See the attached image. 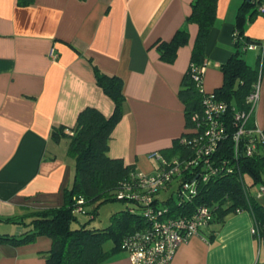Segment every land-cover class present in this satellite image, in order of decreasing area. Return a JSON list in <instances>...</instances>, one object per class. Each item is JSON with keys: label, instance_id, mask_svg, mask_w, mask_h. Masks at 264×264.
I'll return each instance as SVG.
<instances>
[{"label": "crops", "instance_id": "1", "mask_svg": "<svg viewBox=\"0 0 264 264\" xmlns=\"http://www.w3.org/2000/svg\"><path fill=\"white\" fill-rule=\"evenodd\" d=\"M192 0H0V234L26 230L12 221L31 211L61 206L74 175L68 139L54 141L52 129L71 128L78 113L94 107L109 117L114 103L97 85L93 65L123 79V113L108 155L149 173L150 152L172 147L188 132L179 90L198 26L186 22ZM244 0H218L216 21L205 43L202 87L223 81L220 66L234 53L238 8ZM243 35L260 43L245 59L260 67V98L253 112L264 127V15L242 24ZM188 32L173 63L159 57L157 42L176 30ZM54 47L55 60L48 52ZM27 221V219H26ZM249 212L228 214L213 239L208 229L179 245L170 264H261ZM51 239L0 242V264H46ZM111 246L105 244L106 249ZM257 259V262L255 263ZM97 264H131L119 250Z\"/></svg>", "mask_w": 264, "mask_h": 264}, {"label": "trees", "instance_id": "2", "mask_svg": "<svg viewBox=\"0 0 264 264\" xmlns=\"http://www.w3.org/2000/svg\"><path fill=\"white\" fill-rule=\"evenodd\" d=\"M34 0H17L20 5H30ZM262 0H244L236 15V39L234 53L220 66L223 75L222 84L212 91L217 100L226 104L223 121L226 126L225 139L210 157L213 164L219 165L218 172L208 180L197 183V192L190 198L177 199L171 196H157L154 201L162 208L170 210L169 215H190L199 205H206L211 212L207 227L208 238L213 239L215 232L224 223L228 214L238 211L250 213L253 221L264 220V205L249 192L255 185L264 184V138L255 132L241 137L238 151L234 150L235 111L247 110L246 96L251 92L260 76V67H252L244 58L248 43H260L243 35L242 24L258 13L257 5ZM218 0H192L190 14L186 22L197 24L198 30L191 50L188 68L182 78L179 96L185 105L188 132L176 139L171 148L160 152L167 159L188 156L189 144L182 137L193 135L194 123L191 116L203 109V92L194 79L192 66H204L205 43L216 21ZM188 32L184 27L176 30L169 41L157 42L159 57L166 63H173L178 48L187 44ZM95 80L114 103L109 117L94 107H85L78 113L76 123L67 128L57 126L52 129L51 138L59 141L68 139L67 155L74 160V175L69 187L64 190V202L58 207L42 208L25 215L12 218L22 223L26 230L19 235L0 234V242L11 241L24 244L33 241L38 235L51 239L50 249L45 253L46 264H97L107 259L121 247L122 239L129 233L146 226L139 202L118 196L123 183L133 178L136 168L126 165L121 158L108 155L109 141L115 125L123 113L125 96L123 79L117 75H108L93 65ZM253 114L248 118L245 128L255 129ZM264 136V127H262ZM249 140L254 141L256 149L247 154L245 148ZM189 176L196 172L188 171ZM191 173V174H190ZM250 178V183L246 182ZM192 178H189L191 180ZM78 199H82L78 203ZM118 199L130 203L125 209L112 213L110 223L103 228H90L78 220L77 214L97 212V207L89 211L91 203ZM80 207V210H77ZM27 219V221H26ZM203 229V230H204ZM110 241V249L105 244Z\"/></svg>", "mask_w": 264, "mask_h": 264}, {"label": "built area", "instance_id": "3", "mask_svg": "<svg viewBox=\"0 0 264 264\" xmlns=\"http://www.w3.org/2000/svg\"><path fill=\"white\" fill-rule=\"evenodd\" d=\"M257 12L264 15V0L257 5ZM235 35L236 31L233 34L234 40L237 37ZM255 47V43H248L243 49L250 50ZM48 56L52 60L57 59L58 53L54 47L50 48ZM205 65L192 66L194 79L204 96L201 113L191 116L194 123L193 135L189 138H181L183 143L189 144L188 156L167 159L158 151L150 152L149 157L156 161L153 170L149 173L136 170L133 178L123 183V188L118 192L120 197L125 196L139 202L147 222L144 228L135 230L122 239L121 247L128 254L131 264H170L179 245L193 236L200 235L211 219L210 209L206 205L197 206L190 215L173 216L169 215L168 208H162L154 201L164 192L165 196L177 199L190 198L196 194L199 180L206 181L218 172L219 165L213 164L210 157L227 136L222 117L226 104L217 100L213 92L204 91L202 79ZM259 79L246 96L247 110H238L234 113L235 132L232 137L235 152L238 151V143L242 136L255 132L264 138L262 127L255 124L254 131L245 128L260 98ZM64 133L69 134L70 130L66 128ZM255 149L254 141L249 140L245 148L247 154H251ZM188 171L197 174L189 176ZM189 178L192 179L189 180ZM174 183L176 186L172 189ZM249 193L264 205L262 202L264 201V184L256 186L255 193ZM81 202L82 199H78V203ZM77 210H80V207ZM250 231L258 242V252L262 257L261 264H264V220H254Z\"/></svg>", "mask_w": 264, "mask_h": 264}, {"label": "rangeland", "instance_id": "4", "mask_svg": "<svg viewBox=\"0 0 264 264\" xmlns=\"http://www.w3.org/2000/svg\"><path fill=\"white\" fill-rule=\"evenodd\" d=\"M243 56L245 57V54ZM153 162L156 164L155 160H153ZM250 181V178L246 177V182L250 183ZM172 186L173 189L175 188L176 184L174 183ZM255 190L256 186L254 185L250 191L251 193H255ZM161 195L164 196L165 192ZM129 204L130 203L118 199L108 200L101 203L95 201L94 203H91V205L88 206V209L89 211H92L97 207V212L93 213V215H91V213L77 214V217L81 223H86V225L90 228H103L110 223V217L112 213L121 209H125ZM107 245L110 246L111 242L108 241Z\"/></svg>", "mask_w": 264, "mask_h": 264}, {"label": "water", "instance_id": "5", "mask_svg": "<svg viewBox=\"0 0 264 264\" xmlns=\"http://www.w3.org/2000/svg\"><path fill=\"white\" fill-rule=\"evenodd\" d=\"M247 1H250V0H247Z\"/></svg>", "mask_w": 264, "mask_h": 264}]
</instances>
